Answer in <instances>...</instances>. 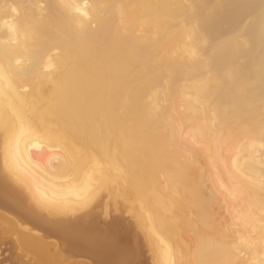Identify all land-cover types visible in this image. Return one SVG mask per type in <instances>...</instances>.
<instances>
[{
	"label": "bare ground",
	"instance_id": "6f19581e",
	"mask_svg": "<svg viewBox=\"0 0 264 264\" xmlns=\"http://www.w3.org/2000/svg\"><path fill=\"white\" fill-rule=\"evenodd\" d=\"M140 237L264 264V0H0V264H137Z\"/></svg>",
	"mask_w": 264,
	"mask_h": 264
},
{
	"label": "rangeland",
	"instance_id": "374dc122",
	"mask_svg": "<svg viewBox=\"0 0 264 264\" xmlns=\"http://www.w3.org/2000/svg\"><path fill=\"white\" fill-rule=\"evenodd\" d=\"M187 129V128H186ZM188 131L190 132V133H192V130L190 129H188ZM188 131H186V132H188ZM202 139V137H198V140H201ZM202 165V167L203 168H205L206 167V164L205 163H203V164H201ZM204 176L202 175L201 176V178H203ZM109 202H111V201H109ZM108 202V203H109ZM107 203V204H108ZM106 203H105V205L103 206H101V207H99L100 209H98L97 208V211L98 212H96V209H95V215H97L98 217H99V219H100V221L102 222V223H104V224H106V223H111V222H113V221H117L118 223H119V226L120 227H128V228H131V229H133V231L135 232V233H137V234H139L140 232H139V230L137 229V227L135 226V221L133 220V218L131 217V216H129V215H131L130 213H129V215H128V211L120 204V207L118 206V204H117V206H118V208L117 209H119V210H115V209H113V208H115L114 206H113V203L111 202V203H109V205H107ZM109 206V214L105 211V209H104V207L105 206ZM102 208V209H101ZM108 208V207H107ZM108 210V209H107ZM115 210V211H114ZM116 211H118L117 212V214H115L116 213ZM122 211V212H121ZM113 212H115L114 214H113ZM101 213V214H100ZM104 213H107V215L106 214H104ZM103 215H105V216H103ZM128 215V216H127ZM102 216V217H101ZM110 216V217H109ZM104 218V219H103ZM110 218V219H109ZM132 218V219H131ZM221 218H223L222 217V215H221ZM108 220V221H107ZM129 222V223H128ZM11 234V233H10ZM12 235V234H11ZM7 237L10 239V235L8 234L7 235ZM139 244H140V247H141V252H140V258H139V260L137 261V264H153V263H151V255H150V253H149V251H148V248H147V246H146V244H145V242H144V240L140 237L139 238ZM8 246H10V245H8ZM24 249V250H23ZM20 250H23L24 252H25V248H12L11 250H7L6 251V257H7V260L3 263V264H28V262L26 261L27 260V258L28 259H31L32 258V254L29 252L28 253V251H26L27 252V254H30V255H26L23 251H21V252H23L25 255H23V254H21V253H19L18 251H20ZM143 253V254H142ZM66 255V256H65ZM19 256V257H18ZM29 256H31V257H29ZM65 256V257H64ZM62 257V258H61ZM63 257L64 258H68L67 260L66 259H63ZM143 257V258H142ZM26 258V259H25ZM71 258V259H70ZM74 259H76V258H74V257H70V255H68L66 252H64V253H62L61 254V256H59V261H62V262H64L65 261V263H69V261H71L72 262V260H74ZM77 260V259H76ZM67 261V262H66ZM75 261V260H74ZM73 261V262H74ZM85 262L87 261V260H84ZM87 264H88V262H86Z\"/></svg>",
	"mask_w": 264,
	"mask_h": 264
}]
</instances>
